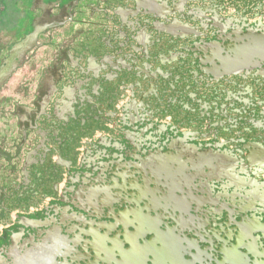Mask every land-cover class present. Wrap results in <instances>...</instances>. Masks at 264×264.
Here are the masks:
<instances>
[{"label": "flooded vegetation", "instance_id": "af4514ba", "mask_svg": "<svg viewBox=\"0 0 264 264\" xmlns=\"http://www.w3.org/2000/svg\"><path fill=\"white\" fill-rule=\"evenodd\" d=\"M0 5V73L11 54L14 64L0 78V264H102L86 234L120 237L102 229L113 215L175 219L149 204L163 207L175 186L146 182L153 159H264V0ZM180 161L171 173L189 168ZM202 181L192 196L217 205L198 217L240 208L242 191ZM208 229L209 257L233 249ZM256 247L264 258V240Z\"/></svg>", "mask_w": 264, "mask_h": 264}, {"label": "water", "instance_id": "95a60500", "mask_svg": "<svg viewBox=\"0 0 264 264\" xmlns=\"http://www.w3.org/2000/svg\"><path fill=\"white\" fill-rule=\"evenodd\" d=\"M29 39L24 41V46L28 45ZM12 57L13 54L10 55L6 67L0 73V78L5 79L12 75L14 70ZM260 159L250 157L241 159L244 167L247 166L245 169L240 164L236 166L237 160L221 157H180L178 160L168 157L161 159L160 166L156 159L149 161L147 165L150 169L145 175L147 176L146 182L154 184L160 181L174 182L175 185L168 188L170 196L164 200L163 207H159L151 199L149 204L151 208H162L161 210L165 212H173L175 219L174 217L168 219L143 218L138 216L134 210H128L126 214L118 217L113 215L111 217L112 226L102 229L110 230V233L118 232L120 237L110 239L96 237L90 230V233L86 234L90 238L93 236L91 245L95 251H100L98 252L101 256L100 262L102 264H264V258L259 256L256 247V242L264 240V217L257 216V213L261 211L253 208H261L264 205V193H262L264 181H258L260 175L264 174V168L260 166L264 164V159ZM180 160H184V165H189V168L179 167L178 173H171V167L180 166ZM237 168L240 169L239 172ZM258 168L262 172L256 173ZM202 180L207 182L203 183L206 188H208V183L210 185L221 183L226 184L229 190L233 188L234 191H242L244 200L240 201V208L234 206L236 211H229L227 206L211 214L202 212L201 218L198 217V208L202 209L206 205L213 208L217 205L212 201L204 203L192 196L191 190L197 191ZM188 189L190 193L186 196V202L176 201L171 196L172 191L178 193L182 190L188 193ZM145 193L149 195L147 186ZM114 204L107 203V206L112 207ZM261 213L264 214V212ZM224 215L226 216L224 220H228L220 223L219 219ZM237 217L239 220L236 219ZM169 219L172 220L174 226L161 231V226L165 225L166 220ZM166 225L168 226V223ZM212 225L218 227L216 232L219 236L214 237L213 240L219 243L221 239L229 238L233 242V249L224 252L216 251L215 256L209 257L202 249V245H210L207 239L209 236H205L204 232H210L212 229L208 228ZM192 232H195L193 237L195 236L196 239L188 241L182 238L183 235L188 237L185 233L191 234ZM98 244L100 246L97 249ZM53 245L54 249L58 250L59 242L53 241ZM124 245H127L128 249H125ZM16 264L49 263L44 256H38L34 261L27 257Z\"/></svg>", "mask_w": 264, "mask_h": 264}, {"label": "rangeland", "instance_id": "374dc122", "mask_svg": "<svg viewBox=\"0 0 264 264\" xmlns=\"http://www.w3.org/2000/svg\"><path fill=\"white\" fill-rule=\"evenodd\" d=\"M8 1H10V0H8ZM258 181H264V174L260 175V178L258 179Z\"/></svg>", "mask_w": 264, "mask_h": 264}]
</instances>
